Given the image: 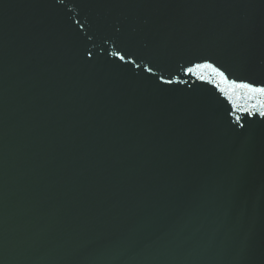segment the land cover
Instances as JSON below:
<instances>
[{
    "label": "water",
    "instance_id": "water-1",
    "mask_svg": "<svg viewBox=\"0 0 264 264\" xmlns=\"http://www.w3.org/2000/svg\"><path fill=\"white\" fill-rule=\"evenodd\" d=\"M233 80L264 86V0H0V264H264Z\"/></svg>",
    "mask_w": 264,
    "mask_h": 264
},
{
    "label": "snow or ice",
    "instance_id": "snow-or-ice-1",
    "mask_svg": "<svg viewBox=\"0 0 264 264\" xmlns=\"http://www.w3.org/2000/svg\"><path fill=\"white\" fill-rule=\"evenodd\" d=\"M89 56H91V53H88ZM113 55L117 56L120 60H124V56L121 55L119 52L113 53ZM196 67L198 69H203L205 71H210L211 74L216 75L217 77L220 78L222 83H229V81L227 80L225 73L223 71H221L219 68H217L216 66H214L212 63H204V64H197ZM148 72H152V68H147L146 69ZM189 71H191V69H189ZM201 79H204V76L201 75L200 77ZM230 88H238V89H244L246 90L248 93L252 94L253 96H258L260 98H264V86H255L251 83H246V82H240L237 83L235 80L230 82ZM259 103V115L264 117V99H261L260 101H258ZM235 107V105H234ZM253 109H255L257 107L256 104H253L251 106ZM242 111H247V109H241ZM249 114H251L249 112ZM241 117L237 116L236 117V122L237 124H239Z\"/></svg>",
    "mask_w": 264,
    "mask_h": 264
}]
</instances>
